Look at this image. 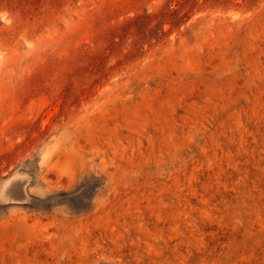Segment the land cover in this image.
Listing matches in <instances>:
<instances>
[{"label": "rangeland", "instance_id": "374dc122", "mask_svg": "<svg viewBox=\"0 0 264 264\" xmlns=\"http://www.w3.org/2000/svg\"><path fill=\"white\" fill-rule=\"evenodd\" d=\"M0 264H264V0H0Z\"/></svg>", "mask_w": 264, "mask_h": 264}]
</instances>
